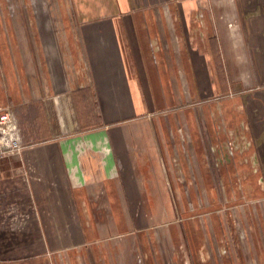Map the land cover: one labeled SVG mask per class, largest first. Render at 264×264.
<instances>
[{
    "label": "crops",
    "instance_id": "0c3cea01",
    "mask_svg": "<svg viewBox=\"0 0 264 264\" xmlns=\"http://www.w3.org/2000/svg\"><path fill=\"white\" fill-rule=\"evenodd\" d=\"M0 264H264V0H0Z\"/></svg>",
    "mask_w": 264,
    "mask_h": 264
},
{
    "label": "built area",
    "instance_id": "2783aa9c",
    "mask_svg": "<svg viewBox=\"0 0 264 264\" xmlns=\"http://www.w3.org/2000/svg\"><path fill=\"white\" fill-rule=\"evenodd\" d=\"M22 144L14 134L11 124V114L7 110H0V159L13 152H20Z\"/></svg>",
    "mask_w": 264,
    "mask_h": 264
}]
</instances>
